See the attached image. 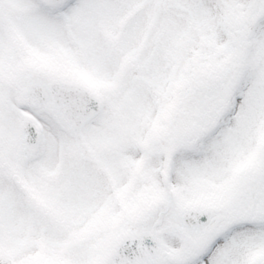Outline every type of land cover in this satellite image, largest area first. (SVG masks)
<instances>
[{
  "label": "rangeland",
  "instance_id": "obj_1",
  "mask_svg": "<svg viewBox=\"0 0 264 264\" xmlns=\"http://www.w3.org/2000/svg\"><path fill=\"white\" fill-rule=\"evenodd\" d=\"M29 63L103 104L80 130L47 107L29 111L44 128L24 156L20 125L30 113L19 98L30 82L19 75L31 74ZM263 133L264 0H0L1 164L16 171L0 176L14 185L0 198V264H99L125 235L161 234L188 206L235 202L260 182ZM153 192L160 208L144 204ZM178 229L160 236L172 264L264 261V216L254 247L241 241L230 263L220 252L209 259L207 241L198 243L205 252H180L193 249Z\"/></svg>",
  "mask_w": 264,
  "mask_h": 264
},
{
  "label": "flooded vegetation",
  "instance_id": "obj_2",
  "mask_svg": "<svg viewBox=\"0 0 264 264\" xmlns=\"http://www.w3.org/2000/svg\"><path fill=\"white\" fill-rule=\"evenodd\" d=\"M30 71L31 74L27 78L24 72L20 74V80L28 79L29 81H35L36 83L46 87L47 83H49V76L47 71H41L38 74L35 73V70L33 68H30ZM14 80L15 77L13 76V74H11L7 78L8 86H10V88H12L13 92L15 93V97L13 99L14 101H16V87L14 86V84H12ZM8 112L16 119V107L14 105L9 106L8 104ZM16 150V143H13L11 144L10 149H4L3 152L9 158L12 154H16ZM47 152L48 147L45 149L44 153L47 154ZM5 158L6 157H1L0 152V176L1 173H3L7 176L9 175L10 177V175H14L16 171L9 160H7L6 162L3 161V163L1 164V161ZM263 180L264 169L261 173V179L257 186L255 183L247 186L246 192L242 194V197H239L237 201L232 202L226 206H221V210L219 211V213L215 217L207 219V222L202 228L187 229V234L188 232L193 236L196 234L197 236H199V240H202L203 238L204 240L208 241L209 237L212 236V234H215L217 237H221L223 233H227V230H229L231 227H236L234 237L230 240V242L228 244L225 243V246H222L215 251L220 252V256L218 257H220L221 261L224 263H226L227 260L228 263H230L231 258H229V256H235L236 252H239L238 248L240 247L239 243L241 241L248 242L250 248L254 247V243H256V235L253 230L255 229L257 219V203L264 200V194L262 193V196H260L259 194L261 191V184ZM13 186V184H2L0 180V198L4 194L8 193L7 191H9V193H12L10 189H12ZM173 219L174 222H178L177 219ZM169 227L173 228L172 225H170ZM213 242H215V240H213ZM235 247L236 252H234L233 250ZM254 250L255 249H253L251 252H253Z\"/></svg>",
  "mask_w": 264,
  "mask_h": 264
},
{
  "label": "water",
  "instance_id": "obj_3",
  "mask_svg": "<svg viewBox=\"0 0 264 264\" xmlns=\"http://www.w3.org/2000/svg\"><path fill=\"white\" fill-rule=\"evenodd\" d=\"M62 95L58 96L59 106L55 110L67 117L69 122L76 127L82 121L94 117L100 107L98 99L91 94L73 87H64ZM25 123V129H29L32 135V144L39 139L38 126ZM25 133L23 136H25ZM29 143V142H28ZM173 155L167 160L166 180L170 184V168ZM210 211H185L182 218L185 225L190 226L188 218L195 215L196 218H206ZM172 253L157 238L148 232L128 235L101 261L100 264H169L172 260ZM264 264V263H257Z\"/></svg>",
  "mask_w": 264,
  "mask_h": 264
}]
</instances>
